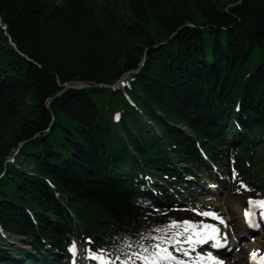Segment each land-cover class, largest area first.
Masks as SVG:
<instances>
[{"label":"trees","instance_id":"16d2710c","mask_svg":"<svg viewBox=\"0 0 264 264\" xmlns=\"http://www.w3.org/2000/svg\"><path fill=\"white\" fill-rule=\"evenodd\" d=\"M257 46L264 0H0V239L20 237L42 264L72 236L130 252L182 216L149 208L143 174L167 200L208 161L264 193V60L247 66ZM128 72L121 88L95 86ZM70 81L90 86L47 107Z\"/></svg>","mask_w":264,"mask_h":264},{"label":"rangeland","instance_id":"374dc122","mask_svg":"<svg viewBox=\"0 0 264 264\" xmlns=\"http://www.w3.org/2000/svg\"><path fill=\"white\" fill-rule=\"evenodd\" d=\"M105 0H97L98 3H102ZM113 1V0H110ZM118 2H120V0H118ZM264 60V48L263 46H257L254 48L253 52H252V56L250 57L247 66H249L251 69H254L259 63H261ZM102 84V83H101ZM121 83H118V86H120ZM205 191V190H204ZM217 191V190H216ZM208 195L206 194H202L199 195V199L205 198ZM246 194H238V195H233V194H229V192H227L225 189L221 188L218 191V198H216V200H210V203L212 206H216L217 209L222 212L224 214V216H226L228 219L231 220L233 228H235L237 230L241 228V223H240V212L243 209V201L244 198L246 197ZM199 202V201H198ZM199 204V203H198ZM232 238L230 237V243L234 244V239L238 236L236 231H233V229H231L230 231ZM6 241L4 242V247L7 243H13L16 246L19 247H24L26 249H30L29 245H23L20 242V237L17 236H8L6 234ZM72 243L75 244V248L78 251V264L80 263H87V264H99L103 261V264H119L118 259H116L115 257H118L116 254L112 253L111 251H105L106 253H108V255H104L103 253H97L99 255H97V260L96 261H88L87 257L90 256L91 254L87 253L84 248H82L81 244L73 241ZM238 244V243H237ZM237 244H234L237 245ZM169 245V244H168ZM168 250H170L169 248L171 247H167ZM251 248H255V250L258 251H264V227L262 228V230L259 231L258 234L253 235L248 237L245 241H243L241 244H238V246H235L232 250H231V254H227L228 257H226V259H232V258H237V256L239 257L240 255L242 256V262H240V264H244V260L246 258V254L248 251H250ZM257 251V252H258ZM155 252V248L153 250H148L145 248L141 247V251L139 252V254L135 255L134 258H130L127 261H124L123 259L120 260V264H130V260H132L131 264H150V260L152 259V254ZM236 254V256H234ZM93 255V254H92ZM226 255V256H227ZM147 256L149 257V260H144L142 257ZM241 256L239 257L241 259ZM135 258L140 259V261L138 262H134ZM62 263H64V260H61ZM122 262V263H121ZM233 264H236L233 260L232 262Z\"/></svg>","mask_w":264,"mask_h":264},{"label":"snow or ice","instance_id":"6c2138e0","mask_svg":"<svg viewBox=\"0 0 264 264\" xmlns=\"http://www.w3.org/2000/svg\"><path fill=\"white\" fill-rule=\"evenodd\" d=\"M243 186V185H242ZM246 187V186H245ZM239 191V189H237ZM248 204L249 209H246L244 211V217L246 223L250 227H257L258 225L254 224L251 220L252 212L251 208L252 206H258L261 209V217L264 218V199H253L251 197L248 198ZM199 215L204 217H212L214 220L219 221L221 224L226 225L227 222L221 217L218 213L214 211H203L199 212ZM182 226L183 232H175L171 237L163 238V237H156L159 243H156L154 245L155 252L152 254V259L150 260V264H157L158 259H165L171 262L172 260H176L177 258L172 255V253L168 250L167 245L168 244H179L181 241L177 239V237L180 236H187V244L189 247H192L194 244H203L206 241H213L212 247L214 248H220L223 247L224 244L227 243V237L226 234H224V241L223 243L220 242V229L217 227L216 224L213 223H205L203 221L200 222V227L198 228L197 225L189 220L184 221H175L172 220L169 222L168 225H165L163 229H156V231H163L167 230L168 228L175 227V226ZM75 244L70 246V251H74ZM102 251V250H101ZM258 250H254L252 253L249 254L250 260L256 259V253ZM188 253L185 252V255ZM199 256V254H198ZM93 258H97L96 256H93ZM144 260H149V257L144 256L142 257ZM200 260L203 261L204 257H200ZM207 260L211 262V264H224L223 261L219 260L217 257L212 256L211 253L207 254ZM103 264V261H102ZM178 264H187L186 261L179 260ZM261 264H264V257H261Z\"/></svg>","mask_w":264,"mask_h":264},{"label":"water","instance_id":"95a60500","mask_svg":"<svg viewBox=\"0 0 264 264\" xmlns=\"http://www.w3.org/2000/svg\"><path fill=\"white\" fill-rule=\"evenodd\" d=\"M13 44V43H11ZM138 70V69H137ZM126 76V75H125ZM124 76V77H125ZM90 85L89 84H85L83 82H79V81H70V82H67L63 85V89L60 90L56 95H54L52 98L46 100L45 104L47 107H49V104L51 103V101L53 100V98L57 97L58 95H60L65 89L67 88H77V89H80V88H86V87H89ZM95 86H100V87H106V86H109V87H113L115 86V84L113 85H106V84H95Z\"/></svg>","mask_w":264,"mask_h":264},{"label":"bare ground","instance_id":"6f19581e","mask_svg":"<svg viewBox=\"0 0 264 264\" xmlns=\"http://www.w3.org/2000/svg\"><path fill=\"white\" fill-rule=\"evenodd\" d=\"M230 231H231V228H229V230L228 231H225V230H223V233L224 234H230ZM226 247V246H225ZM221 255V258L219 259V260H221V259H223V256H222V254H220ZM234 256H236V254L234 255ZM241 256V255H240ZM239 256V257H240ZM216 257V256H215ZM238 256H237V258H232V259H226V264H233L232 262H233V260H234V262L236 263V264H240V262H242V256H241V259L239 258ZM123 260L124 261H127V260H129V259H127V258H123ZM206 261H208V260H206ZM210 262V261H209ZM122 263V262H121ZM195 264H202V261L200 260V259H196L195 260Z\"/></svg>","mask_w":264,"mask_h":264}]
</instances>
